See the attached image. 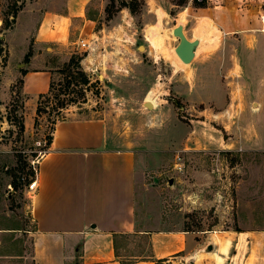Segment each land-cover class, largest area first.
I'll return each instance as SVG.
<instances>
[{"label": "rangeland", "instance_id": "rangeland-1", "mask_svg": "<svg viewBox=\"0 0 264 264\" xmlns=\"http://www.w3.org/2000/svg\"><path fill=\"white\" fill-rule=\"evenodd\" d=\"M8 1L0 0V31L2 16L10 12ZM212 1L219 6L216 22L199 9L205 2L208 6L209 0H96L98 15L94 35L90 38L91 47H81L79 52V55L86 54L84 65L90 69L94 84L85 90L84 98H78L77 94L59 95L63 99H79L68 104L60 119L99 118L108 113L131 121L135 125L133 130L140 128L141 135H148L162 126L161 118L170 111L169 100L174 103L172 109L179 118L187 121L190 116L184 108L188 103L175 98L170 91L172 74L184 71V67H188L185 65H189L175 52L179 40L173 35V28L182 23L187 32L207 29L201 32L203 44L195 61L204 53L230 56L226 64L233 69L234 80L230 83L228 77L222 75L227 104L217 110L219 116L213 117L218 127L223 128L225 122L229 124L225 130L227 137L242 141L250 132L244 124L239 125L240 117L261 112V103L264 104L262 0H252L249 9L239 12L245 18H254L256 22L253 28L249 26L251 30L228 33L220 31L218 23L235 26L234 1ZM221 5L226 7L221 8ZM102 6L105 9L100 13ZM244 50L252 55L250 60L237 61L238 52ZM54 62L53 78L59 88L65 77L61 70L68 63ZM221 64L223 68L224 63ZM241 65L245 68L243 72ZM19 80L17 67L0 69V230L4 232L0 258L9 261L0 260V264H32L30 239L26 237L34 228L30 210L35 193L30 191L31 182L27 185L25 178L31 170L34 176L30 178H35L32 161L37 160V151L48 142L56 118L55 112L50 110L52 104L44 101L48 111L39 117L36 114L38 124L32 132L20 131L16 118L37 108L39 98L23 94ZM142 89L145 93H141ZM155 99L160 103L156 108L145 104L146 101L154 104ZM56 100L52 97L53 104ZM24 103H27L26 108ZM262 125L264 127V121ZM231 151L217 152L218 155L187 151L181 153V159L169 153H163L160 158L155 155L154 162L140 175L137 228L190 229L207 236L259 225L250 219L252 214L257 217L256 214L264 212V153ZM15 176L19 177L17 188L13 186ZM146 236L127 237L122 254L146 256L149 241ZM205 248L196 257L179 255L158 264H214ZM133 258L124 256L125 260Z\"/></svg>", "mask_w": 264, "mask_h": 264}, {"label": "crops", "instance_id": "crops-1", "mask_svg": "<svg viewBox=\"0 0 264 264\" xmlns=\"http://www.w3.org/2000/svg\"><path fill=\"white\" fill-rule=\"evenodd\" d=\"M233 1L236 24L230 27L218 23L220 31L251 30L249 26L253 28L256 21L239 12L249 9L252 0ZM96 4V0L26 2L13 27L4 33L9 52L7 69L17 67L23 94L35 99L47 92L54 61L68 63L84 47L82 41L91 45L98 15ZM200 7L216 22L219 6L209 0L208 6ZM104 9L100 7V13ZM260 9L264 13V0ZM206 31L205 27L196 32L185 28L190 39H200L199 48L203 44L201 32ZM251 56L246 50L240 51L237 61L247 62ZM195 60L185 65L188 67L184 71L172 74L170 87L175 98L188 103L184 108L190 116L187 121L179 118L172 109L174 103L167 100L170 111L161 118L162 126L148 135H141L140 128L133 130L131 121L108 113L99 118L66 117L57 122L48 151L37 164V189L30 210L34 228L26 237L30 239L32 264H158L179 255H201L210 243L214 248L205 253L213 257L214 264H264V212L257 217L252 214L250 220L259 222L257 226L207 236L190 229L137 228L140 175L156 157L163 153L181 157L187 151L264 153L263 103L261 112L240 117L239 125L244 124L250 132L242 141L225 135L227 122L223 128L215 123L213 116H219L217 110L227 104L222 75L230 83L234 80L233 69L226 64L230 56L204 53ZM84 63L83 58L82 68L90 74ZM243 68L241 65L242 72ZM159 104L155 99L152 108ZM35 118L33 107L24 116L26 134L32 132ZM135 234L147 235L146 256L122 254L126 238ZM3 238L0 230V245ZM124 256L134 258L125 260Z\"/></svg>", "mask_w": 264, "mask_h": 264}, {"label": "trees", "instance_id": "trees-1", "mask_svg": "<svg viewBox=\"0 0 264 264\" xmlns=\"http://www.w3.org/2000/svg\"><path fill=\"white\" fill-rule=\"evenodd\" d=\"M28 0H9L8 1V8H10V12L4 13L2 16V26L0 31V69L4 68L8 64L9 59V52L7 48V44L4 38V33L8 29H11L16 22L17 16L19 12L24 8L26 2ZM202 6L206 5L201 4ZM32 51L30 50L25 57V60L28 61ZM86 55V54H85ZM85 55L73 54L70 58V61L67 65H65V69L61 70V73L65 75L64 83H59L60 87H57V83L55 82L54 78H52L50 83V88L47 92L41 93L38 96V105L36 108V114L39 117L42 113L47 112L48 107L45 106L44 101L49 102L51 105L50 110L51 112H55L56 118L53 121V132L48 136L47 145L51 142L52 136L56 127V124L62 115L63 110L67 109L68 104L71 102H77L80 98L85 97V90L89 89V87L94 84L92 79L90 78L89 74L85 72L82 68L81 61ZM60 94H77L78 98L76 97H69L68 99L60 98ZM52 97L56 100V103H52ZM0 114H1V107H0ZM18 122V127L22 133L25 132V124H24V116L21 118H16ZM38 124V119H35V125ZM31 170V169H30ZM28 177L25 178L26 184L28 185L32 178L30 176H34V171L31 170L28 173ZM18 176H15L13 180V186L18 187Z\"/></svg>", "mask_w": 264, "mask_h": 264}, {"label": "water", "instance_id": "water-1", "mask_svg": "<svg viewBox=\"0 0 264 264\" xmlns=\"http://www.w3.org/2000/svg\"><path fill=\"white\" fill-rule=\"evenodd\" d=\"M173 35L179 40L177 46L175 47V51L180 57V59L186 64L192 63V61L197 55V51L200 46V39H190L187 36L185 32V26L182 23L178 24L176 27L173 28ZM145 104L150 108L153 107V104L151 102H147ZM213 248V244L210 243L205 248V251L211 252Z\"/></svg>", "mask_w": 264, "mask_h": 264}, {"label": "built area", "instance_id": "built-area-1", "mask_svg": "<svg viewBox=\"0 0 264 264\" xmlns=\"http://www.w3.org/2000/svg\"><path fill=\"white\" fill-rule=\"evenodd\" d=\"M82 46L86 47V48H90L91 46L88 45L86 42L82 41L81 43ZM39 145H42L41 142H38ZM47 143H44V148L38 150L37 152L39 153V156L37 157V160H33L32 163H33V166H34V169L36 171V176L35 178L32 179L31 183L29 184V189L30 191H33V193H35L36 189H37V165L38 162H39V157H42L44 156L46 153H47ZM179 159H181V157H178Z\"/></svg>", "mask_w": 264, "mask_h": 264}, {"label": "bare ground", "instance_id": "bare-ground-1", "mask_svg": "<svg viewBox=\"0 0 264 264\" xmlns=\"http://www.w3.org/2000/svg\"><path fill=\"white\" fill-rule=\"evenodd\" d=\"M177 38V37H176ZM176 52V51H175ZM198 52V51H197ZM177 54V53H176ZM178 55V54H177ZM179 57V56H178ZM180 58V57H179ZM182 61V60H181ZM183 62V61H182ZM184 63V62H183ZM186 64V63H185Z\"/></svg>", "mask_w": 264, "mask_h": 264}]
</instances>
